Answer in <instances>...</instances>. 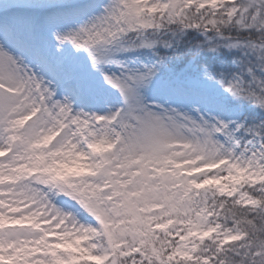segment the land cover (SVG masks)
I'll use <instances>...</instances> for the list:
<instances>
[{
	"label": "snow or ice",
	"instance_id": "obj_1",
	"mask_svg": "<svg viewBox=\"0 0 264 264\" xmlns=\"http://www.w3.org/2000/svg\"><path fill=\"white\" fill-rule=\"evenodd\" d=\"M0 264H264V0H0Z\"/></svg>",
	"mask_w": 264,
	"mask_h": 264
}]
</instances>
